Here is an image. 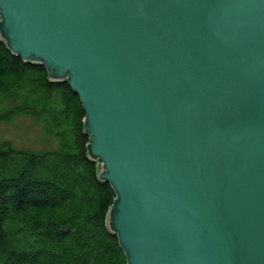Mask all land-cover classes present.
<instances>
[{
	"label": "water",
	"instance_id": "95a60500",
	"mask_svg": "<svg viewBox=\"0 0 264 264\" xmlns=\"http://www.w3.org/2000/svg\"><path fill=\"white\" fill-rule=\"evenodd\" d=\"M0 17L12 53L80 97L128 264H264V0H0Z\"/></svg>",
	"mask_w": 264,
	"mask_h": 264
},
{
	"label": "trees",
	"instance_id": "16d2710c",
	"mask_svg": "<svg viewBox=\"0 0 264 264\" xmlns=\"http://www.w3.org/2000/svg\"><path fill=\"white\" fill-rule=\"evenodd\" d=\"M25 116L44 123L59 148L0 143V264H128L109 229L117 196L90 158L80 97L15 56L0 33V123Z\"/></svg>",
	"mask_w": 264,
	"mask_h": 264
},
{
	"label": "rangeland",
	"instance_id": "374dc122",
	"mask_svg": "<svg viewBox=\"0 0 264 264\" xmlns=\"http://www.w3.org/2000/svg\"><path fill=\"white\" fill-rule=\"evenodd\" d=\"M4 142L10 143L17 150L33 153L54 151L59 148V141L47 134L44 123L26 116L0 123V143Z\"/></svg>",
	"mask_w": 264,
	"mask_h": 264
},
{
	"label": "bare ground",
	"instance_id": "6f19581e",
	"mask_svg": "<svg viewBox=\"0 0 264 264\" xmlns=\"http://www.w3.org/2000/svg\"><path fill=\"white\" fill-rule=\"evenodd\" d=\"M91 158V157H90ZM94 162H96V163H98V161H94ZM100 162V161H99ZM101 164H102V162H100ZM98 169H99V166H98Z\"/></svg>",
	"mask_w": 264,
	"mask_h": 264
}]
</instances>
